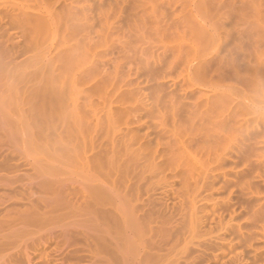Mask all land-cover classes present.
<instances>
[{"label":"bare ground","instance_id":"obj_1","mask_svg":"<svg viewBox=\"0 0 264 264\" xmlns=\"http://www.w3.org/2000/svg\"><path fill=\"white\" fill-rule=\"evenodd\" d=\"M21 1L17 5L16 0L14 6L7 3L12 6L7 12L8 18L12 23H20L23 30L28 26L25 30L28 29L30 35L26 37L23 32L24 41L29 39V46L35 43L33 48L38 50V53L32 52L31 48L29 53H32L25 58L29 65L32 63L33 69L26 66L32 74L25 67L26 60L25 65L23 62L22 70L32 76L21 75L25 86H21V105L15 106L19 111L16 124L25 142L28 141L25 133L31 138L37 131H43L40 130L43 105L47 104L44 101H51L55 89L54 100L58 97L64 101L60 89L63 90L66 81L61 82L60 77L61 83L56 81L60 85L53 83L59 76L51 74L50 78L56 79L46 82L42 70L58 62L60 70L55 69L65 76L71 75L75 68L80 71L81 79H95V86L101 92V87L106 89L104 100L101 99L103 105L105 102L114 104V101V106L120 105L113 110L112 104H105L104 109L97 111L99 107L94 108L88 91L83 90L84 98L90 96L91 100L87 98V101L93 104V109L88 103L89 108L95 113L93 117L90 115L94 120L91 124L88 115L93 111L90 109L86 115L88 130L85 124L86 129L82 126L84 116L80 112L88 109L87 101L76 98L77 94L71 95L76 98L72 102L73 110L77 111L74 117L59 116L65 123L71 118L76 120L73 122L75 136L84 133L82 145L86 144L83 139H89V159L93 163L90 165L95 171L103 169L105 181L103 177L101 180L109 192V200L106 197L105 201L117 215V220L110 219L121 220L120 230L125 231L126 225L141 238L146 236L147 229L152 231V223L159 224L161 220L160 225L165 226L168 221L170 224L171 218L174 226L177 224L176 229H171L169 224L168 228L174 232L180 229L179 236L188 231L194 242L197 238L195 245L200 251L209 250V254H213V257L209 255L213 262L244 264V253L236 250L242 245L254 253L252 260L260 258L257 244L264 241V232L259 231L264 230V195L256 197L251 211L252 220L261 222V228L256 224V231L247 236L245 230L242 231L243 226L234 222L236 212L229 198L224 201L219 195L224 191L230 194L232 187L250 191L251 158L255 153L260 155L258 152L263 148L260 144L264 143V0H43V5L42 0H34L37 4ZM57 29L62 31V34L59 31L62 37ZM54 37L61 40L55 41ZM49 38L60 41L56 48L42 53L41 41ZM68 68H72L71 71ZM178 68L181 69L179 76L174 78ZM33 71L39 76L35 78ZM76 78L71 80L77 81ZM50 82L59 85L58 90ZM109 86H117L124 101L120 97L108 100ZM85 92L89 96L86 97ZM78 100L83 101L85 108ZM61 104L68 108V104ZM63 107H59V111L67 113L69 109L66 111ZM63 109L66 112H62ZM119 115L120 121H117ZM32 143L26 142L30 148L39 147L40 142H36L37 146ZM239 163L245 166L244 170L236 171ZM258 175L261 176L259 172ZM171 191L175 200L166 207L168 201L166 205L161 203L162 195ZM221 204L225 209H219ZM175 216L181 220H172ZM177 219L180 221L176 222ZM164 229L158 228L157 234ZM188 233L183 234L184 238ZM227 234H234L239 244L227 241ZM206 235L209 236L206 238Z\"/></svg>","mask_w":264,"mask_h":264},{"label":"rangeland","instance_id":"obj_2","mask_svg":"<svg viewBox=\"0 0 264 264\" xmlns=\"http://www.w3.org/2000/svg\"><path fill=\"white\" fill-rule=\"evenodd\" d=\"M20 1L21 0H17V2L16 0H0V8H2L0 9V29H4H1L2 31H0V264H222L223 262H221V260H219L218 262H213V259L209 258L210 256L213 257V254H209V250L200 251V249H198V247H196L195 245V243L197 242V238H195L196 241L194 242V240H192L194 238L190 237L188 231L186 232L189 236L185 235L186 238H184L183 234L187 233H183V236H179L180 229L177 228V230L179 231L175 232L174 230H170L171 227L176 229L177 225L175 224L174 226V222H171L170 217V224L168 221L165 226L164 224L162 226L160 225L161 220L159 224L157 223V221L155 223H152V231L147 229L148 231H145L146 236H141V238L140 236H137L136 234L131 232L126 227V225L124 226L126 228L125 231L124 229L120 230L121 226L119 224H121V220L120 222H115V219H110L111 217H115L117 220V215L113 213L115 212L113 208L109 204H107L108 201H105L106 197L108 198L107 200H109V192L105 185V182H102L101 180L102 177L103 179L105 178V176H103L104 174L101 173L103 172V169L102 171H100V169H97L98 171H95V169H93V166L90 165L93 163L90 160L91 151L90 147L88 146L89 139H83L86 143L85 145L83 144V146L81 140L84 133H82V136H80L79 134L75 136V129L73 127L75 126V124L73 122L76 120L72 121V118H69L71 120V123L74 124L72 125L71 123H69L70 120L65 123L63 121L66 120H63L61 122L62 119L60 120L59 118L60 116L62 118L65 117L66 119L68 118V114L72 116L76 114L74 112L77 111L73 110L72 106H74V103L72 102L75 97L77 98V96L79 100L82 99L83 101H87V98L90 99L91 96L92 100H90L94 104L93 105L92 103H89L90 101L88 100L86 105L89 110L85 109L83 111V101L78 100V103L80 105H83L82 107H80L82 109V111L80 112L84 113H81V116H84V123H82L83 127L85 125V127H87V124H85V122L89 118H87L86 115L92 108V105L94 106V108H96L95 106H98L99 108L95 109L98 111L99 109H104L102 107H104L105 104H110L105 102V104L103 105L104 102L102 101L104 100L106 89L101 87V92L99 88L95 86L97 85L95 79L85 78V81L84 79H81L83 77L81 76L80 71L77 72L78 70L76 71L75 68H68L70 69L69 71H71V69L73 70L71 71L72 74H65V76H71V78H69L70 80H73L74 77L78 78H76L77 81H70L67 77H65L64 75L62 76L61 73L57 72L61 65L58 62L51 63L49 67H43L44 70H42V72L44 73H42V78L44 77L46 82H48L47 80L49 79H54L50 78L51 76L49 75L51 74L52 76L55 75L56 78L57 76H59V79H54L55 82L52 80L53 83H59L61 80L60 77L62 78L61 82L66 81V83L63 82L65 84L63 85L64 87H60L63 89H60V92H63H61V95L63 94L64 101L59 100L60 98L58 97L57 101L54 100V98H56L54 96V94L56 93V89L53 93V97H51L52 95H50L51 101L50 99L44 101V104H46V102L47 104L43 105L44 117L42 120L43 126H41L43 129H40L43 131L41 133L40 131H37V133L32 136L35 140L37 139L35 142L32 137L30 138L31 135L28 137L29 134H24V138L26 135L28 139V141L26 140V142H33L32 145L35 143L36 146L38 145V143L36 142H40L39 147H35L36 149L34 147H31L34 148L31 149L29 146H27L28 144H26L25 140L22 138V130L17 125V113H19V111L16 107H19L21 105V103L19 102V97L21 96L20 93H22L21 86L23 88L25 86L22 76H24L25 73L26 75H28L29 73L32 74V71L29 68L31 67L33 69V67L30 66L32 63L30 65L29 63H27V56L32 52L38 53V50L35 51L36 49L33 48L35 46V43H32L33 47L29 46L31 45L30 41L27 42L29 39L26 40V38L24 41V37H27L28 34V29H26L27 31L25 30V27L27 25L22 23L23 26L25 25L24 31L22 29L23 27L19 25L20 23L18 24V22L16 23L13 20L12 23L10 17L8 18L7 14L12 8V6L10 7V5H13V3L15 4V2L17 3V5H20ZM28 1V4H37L34 0ZM22 2L23 1H21V4ZM25 2L26 0H24V3ZM7 3L10 5H7ZM41 3L42 5L44 4L43 0ZM57 30V32L60 31L62 34V31L60 29ZM23 32L25 36L22 34ZM60 32L58 33L59 35ZM28 35H30V31ZM58 38L60 39V37H57L55 38V41ZM48 40L45 39L43 43L41 40H39V42L41 41V48L39 46H37V48L39 47L41 49V52L43 50H47L48 48H56L61 39L59 41L57 40L58 43L54 42V40L51 41L52 39L50 38ZM25 42L26 44H28V46L25 44ZM36 44L38 45V43ZM44 45H46L47 48ZM31 48H33L34 51L31 50L32 52L29 53ZM24 61L27 63L26 65ZM23 62L25 67L27 65L29 66L26 67V69L29 68L28 74L26 72L27 70H22ZM58 65L59 67L57 68ZM52 66L54 70L53 68H50ZM47 69L50 70L48 71ZM68 69H66V71H68ZM180 70L181 69L178 68L177 71L173 74V77L176 75V77L174 78H177L179 76H177V74L180 72ZM183 72L184 71H182L181 73ZM33 75H35L36 78L38 73H34ZM24 78H26V76ZM30 78L29 80H31ZM57 80H59V82H56ZM51 82L50 84H52ZM72 82L75 84H73ZM52 85L55 86L56 84ZM71 85L72 87L74 86V88H72ZM54 86H52V88ZM58 86L56 85L57 90L59 88ZM64 88L66 89V91L64 90ZM17 89L18 91H16ZM19 89L21 90V92H19ZM67 89H69L70 91ZM73 89L77 93L74 91L75 93L71 94V92H73ZM83 90H87L90 96L85 92V96L89 97L84 98ZM14 92L16 93L14 94ZM119 93L120 92L118 91L117 86H109L107 88L108 100H117V98L119 97L120 100L121 98L123 99L122 95L119 96ZM73 94L77 95L75 97H71V95ZM69 96L71 97V99H69ZM9 100H11V103L9 102ZM52 100L54 103L52 102ZM6 101L8 102V105H6ZM122 101H124V99ZM48 102L49 104L51 103L53 105H51L50 107ZM55 102L58 103L55 104ZM62 102L65 103L64 105L68 104V108H65V106L63 107V104H61ZM88 103L90 104L91 108H89ZM18 104L20 105L18 106ZM111 104L110 105L112 106L113 110H115L119 105L117 103L118 105L114 106L116 105L115 101L114 104ZM58 106L63 107L64 109H66V111L68 109L69 110L67 113H61V109L59 111ZM107 106L108 105H106V107ZM47 107L51 109L48 110ZM64 109L62 112H66L64 111ZM7 111L11 113L10 116L8 115L9 113H7ZM51 111L52 113H49ZM92 111L93 112H90L88 115V117H90L91 119L95 114L94 110ZM97 111L95 112L98 113ZM115 112L116 114H118V110ZM54 113L57 115V117L55 115L56 118L53 117ZM120 116L121 115L118 116L119 119H117V121H120ZM91 119L88 120L89 123L91 121H94L93 119ZM67 124L72 125L73 128L71 126L70 128ZM85 127L84 129H86ZM18 129L21 130L20 133H18ZM86 130H88V127ZM71 131H74V134ZM85 137H87V135H85ZM29 139L32 142L29 141ZM258 140L261 139L259 138ZM22 141H24L25 145ZM75 141H77V143ZM35 144L33 146H35ZM29 145L31 146V144ZM260 145H263L262 150L258 152L260 153V155H257V153H255L251 158L252 171L250 175L252 188L250 189V191H240L235 187H232V189L229 190L231 191V193L229 192L230 194H226V192L224 191V193H221V195H219L220 199H224V201H228L229 198V202L231 203L232 207H234L236 212H234L236 214V220H234V222L237 221V223L241 224V227L243 226L242 231L245 230V236H247L248 233H253L254 231H256V224L259 225L257 226L258 228L261 224V222H254L251 218L252 203L254 202L256 197L264 195V143L262 142V144ZM88 155L89 157H87ZM86 158L88 162H86ZM84 160L86 163L84 162ZM88 164L90 166H88ZM235 169L236 171L244 170L245 166H243L242 163H239ZM258 172L261 176L258 175ZM96 174L99 175L100 179L96 176ZM103 181H105V179ZM171 192L166 194L168 198L166 197V195H162L164 196L163 198L165 200L160 199L161 203L163 201V204L165 205L168 201L166 207L171 206L170 202L173 203V201L175 200V198L173 199L174 196H171L174 195V192H172L173 194ZM111 195L112 194H110V196ZM221 202L222 204L226 205V202L223 203V200H220V203ZM222 207L223 205L219 209H225H222ZM169 208L171 209V207ZM170 209H168L169 213H166L170 214ZM223 212H225V210ZM110 213L112 214L108 215ZM226 215L228 216V214ZM226 215L225 218L227 217ZM174 218H179V216L172 217V220ZM179 219L175 221L178 222L181 220ZM163 221L164 222L162 223H165L166 220ZM168 224L170 228H168ZM171 224H173V226H171ZM155 225H157V228ZM163 226L167 227L164 229ZM161 227L165 230H161L163 232L162 236H160L161 231L159 232V234H157ZM178 227L180 228L179 225ZM153 228L157 230L155 233V230ZM258 228L257 230H259L261 227L259 229ZM262 228L264 229V226H262ZM185 230L187 229L185 228ZM259 231L264 232V230L261 229ZM150 235L153 238H151ZM208 236L206 235V238ZM234 236V234H227L226 238L233 239H227V241L233 244H239V239L237 237L235 238ZM182 237L184 239H182ZM188 237H190L191 239ZM185 239L187 245L185 244ZM139 243L142 245H140ZM257 245V247H260L259 252L261 254L259 255L260 258H254L255 261L252 260L254 253L248 250L246 246L242 245L241 247H237V251L246 254H243L242 256V258L246 257L245 259L243 258V260L245 261H243L244 264H264V251H262L264 250V241L262 240L261 242H258ZM261 246L263 247V249ZM248 251H250L252 254Z\"/></svg>","mask_w":264,"mask_h":264}]
</instances>
